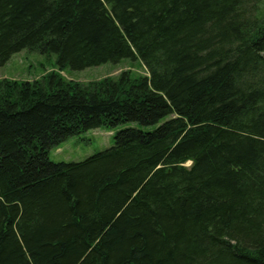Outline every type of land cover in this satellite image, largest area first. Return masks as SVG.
<instances>
[{
    "label": "trees",
    "instance_id": "trees-1",
    "mask_svg": "<svg viewBox=\"0 0 264 264\" xmlns=\"http://www.w3.org/2000/svg\"><path fill=\"white\" fill-rule=\"evenodd\" d=\"M259 0H0V64L139 58L81 84L0 79V264H264ZM137 122L78 161L48 152ZM189 162V164H186Z\"/></svg>",
    "mask_w": 264,
    "mask_h": 264
},
{
    "label": "rangeland",
    "instance_id": "rangeland-1",
    "mask_svg": "<svg viewBox=\"0 0 264 264\" xmlns=\"http://www.w3.org/2000/svg\"><path fill=\"white\" fill-rule=\"evenodd\" d=\"M264 14V0H259L257 16ZM128 70L134 75H146L147 69L139 58H122L117 62H105L81 70L65 67L59 70L55 64V55H44L36 51L22 49L0 64V79H15L33 81L42 78L49 72H56L68 81L81 84L97 81L103 77H116L121 71ZM125 126H142L137 122L120 124L113 129L99 127L71 135L59 143L57 147L49 149V158L53 161H78L87 156L104 150L113 144L114 131ZM186 164H189L187 162Z\"/></svg>",
    "mask_w": 264,
    "mask_h": 264
}]
</instances>
